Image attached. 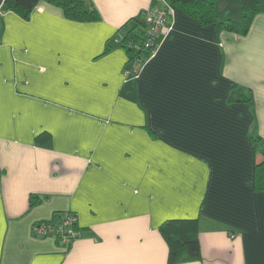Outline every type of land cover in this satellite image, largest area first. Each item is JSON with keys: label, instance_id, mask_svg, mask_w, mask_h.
Returning a JSON list of instances; mask_svg holds the SVG:
<instances>
[{"label": "crops", "instance_id": "1", "mask_svg": "<svg viewBox=\"0 0 264 264\" xmlns=\"http://www.w3.org/2000/svg\"><path fill=\"white\" fill-rule=\"evenodd\" d=\"M92 1L99 18L78 21L0 0V264H264V12L240 34L173 7L133 77L125 25L161 0ZM236 86L252 100L229 99ZM64 210L71 242L32 230ZM168 219L194 220L198 256L170 255Z\"/></svg>", "mask_w": 264, "mask_h": 264}, {"label": "trees", "instance_id": "2", "mask_svg": "<svg viewBox=\"0 0 264 264\" xmlns=\"http://www.w3.org/2000/svg\"><path fill=\"white\" fill-rule=\"evenodd\" d=\"M40 2L57 6L62 10L64 16L73 20L90 21L99 18L98 10L92 0H3L5 8L11 9L24 18H27L32 8ZM160 3L159 7L154 11L144 10L141 15L133 17V20L125 25L120 45L124 48L127 56L124 69L130 73L134 72L132 66L135 63L144 64L158 46L160 40L158 35L152 42L147 43L149 37L147 29L153 23L151 11H153L155 16L157 14L156 10L167 6L166 21L170 23L172 10L168 11V9L175 7L202 24H214L220 28L240 34L247 33L256 13L264 12V0H238L242 14L239 19L231 17L221 18L216 10L215 0H161ZM111 46L112 44L107 40L104 51L109 50ZM228 97L229 99H235L236 97L244 101L252 100L251 91L249 89L245 90L241 86L233 87ZM251 142L253 147L259 149L262 155L253 166L252 187L255 190L264 191V140L255 136L251 138ZM40 199V195L30 194L29 205L38 203ZM58 213L60 211L53 213L48 220H56ZM161 231L167 238L170 255L178 247H183L187 254L192 257L199 255V244L194 229V220L168 219L161 226Z\"/></svg>", "mask_w": 264, "mask_h": 264}, {"label": "built area", "instance_id": "3", "mask_svg": "<svg viewBox=\"0 0 264 264\" xmlns=\"http://www.w3.org/2000/svg\"><path fill=\"white\" fill-rule=\"evenodd\" d=\"M166 8L167 6L156 10L157 14L155 16L153 14V11H151V14L153 15V23L151 27L147 29L149 33L147 43L152 42V40L157 37V33L161 28H164L166 31L171 30V24L166 21ZM170 10H172V8L168 9V11ZM142 65H140L139 63H135L132 66V69H134L133 73H130L128 70L126 71L130 73L133 77H137ZM32 230L40 235L50 234L66 243L71 242L74 238L81 234L79 227H77L76 213L69 210L60 211V213H58L56 217V220H41L34 222L32 224Z\"/></svg>", "mask_w": 264, "mask_h": 264}, {"label": "rangeland", "instance_id": "4", "mask_svg": "<svg viewBox=\"0 0 264 264\" xmlns=\"http://www.w3.org/2000/svg\"><path fill=\"white\" fill-rule=\"evenodd\" d=\"M238 12H239V10H238ZM240 12H241V9H240ZM242 15V14H241ZM258 150V149H257ZM258 152V156H260V158L262 157V155H261V152L260 151H257Z\"/></svg>", "mask_w": 264, "mask_h": 264}]
</instances>
